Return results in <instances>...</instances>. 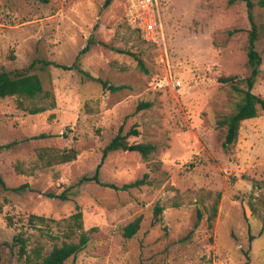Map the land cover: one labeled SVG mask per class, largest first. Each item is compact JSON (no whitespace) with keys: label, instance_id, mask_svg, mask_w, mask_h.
Wrapping results in <instances>:
<instances>
[{"label":"rangeland","instance_id":"obj_1","mask_svg":"<svg viewBox=\"0 0 264 264\" xmlns=\"http://www.w3.org/2000/svg\"><path fill=\"white\" fill-rule=\"evenodd\" d=\"M257 1L261 63L252 92L264 99V6ZM160 3L172 72L181 81L176 90L151 84L158 51L125 22V0H0V70L37 73L49 92L0 97L4 263L25 264L17 235L28 255L44 256L85 233L86 246L64 264H264V109L241 121L227 147L226 128L217 123L240 98L221 79L250 72L245 3ZM86 45L80 70L30 66L34 59L70 65ZM140 102L150 106L138 109ZM34 106L46 109L30 113ZM120 127L137 134L126 137L127 149L105 156L98 178L118 187L143 182L126 190L79 182L94 173ZM138 143L155 149L143 157L133 148ZM69 149L76 158L57 162ZM63 191L67 199L47 196ZM156 205L160 220L152 224ZM137 216L138 231L124 238Z\"/></svg>","mask_w":264,"mask_h":264},{"label":"trees","instance_id":"obj_2","mask_svg":"<svg viewBox=\"0 0 264 264\" xmlns=\"http://www.w3.org/2000/svg\"><path fill=\"white\" fill-rule=\"evenodd\" d=\"M112 0H104V5L107 6L111 3ZM245 3L247 9V17L250 22V29L248 31L247 36V64L250 68V72L248 75L243 77L242 79H237L235 76H227L223 77L221 80L223 82H231L232 88L236 91L240 98L234 104L233 110L223 115L218 121V125L225 126L226 131L224 135V140L222 145L227 147L230 145L236 138L237 132L239 129V125L241 121L253 118L257 115L258 108L264 109V99L252 92V88L254 86L256 77L258 76L260 69L259 65L261 63V56L256 49V41L259 38V30L258 25L254 19L253 8L255 3L253 0H240ZM259 6H264V0H259L257 3ZM88 49V45L82 48L77 55L75 61L70 65L60 64L47 59H34L30 66L33 67L38 65L40 68H46L50 65H53L58 68L70 70V69H79V56L84 53ZM133 56H136L134 53H130ZM138 65L144 71H148V69L144 66L142 60L139 57H136ZM244 82L245 87H239L235 85V82ZM236 82V83H237ZM17 96L26 99H34L37 97L47 98L49 96L48 90H46L43 86L41 78L37 73L29 72L27 70H15L9 71L5 69L0 70V97H11ZM51 105L53 101L51 100ZM150 106L149 102H140L137 108L148 107ZM46 109V106H34L29 108L30 113L41 112ZM137 134V130L129 129L126 133L122 134V127H120L117 133L110 139V141L103 147L102 149V160L96 166L95 171L90 176H82L79 179V182L85 181H94L96 183L106 185L108 187H112L114 189H122L126 190L130 187L138 186L143 182V179H137L133 182L125 183L120 187L112 184V183H102L99 178V168L105 156L112 151H116L119 149H127L128 144L126 142V137L128 135ZM40 136H44L41 134ZM143 157H147L154 149L155 145L152 143H138L134 145V147ZM76 151L74 149H69L68 151L62 152L58 155L57 162L64 163L69 162L76 158ZM42 157V154H39ZM49 162V161H48ZM0 182L2 183V179L0 177ZM49 197H56L59 199H67L66 193L63 191L59 194L55 193H47ZM77 212L74 213V218L78 220L81 218V211L79 207L76 206ZM161 207L156 205L154 208V214L152 219V224H155L160 220ZM30 220L33 218H38L39 220H43L44 217H37L34 215H30ZM141 217L137 216L132 221H130L123 228V237L131 238L139 229ZM263 223H264V215H263ZM253 237L249 235V239L251 240ZM19 245V254L24 255V263L25 264H64L69 259H74L86 246L88 242V237L85 233L80 235V238L77 242H63L61 245H55L52 249L44 256H40V250H34V256L28 255L25 250V241L20 236L17 235L14 237ZM246 259H249L248 254L246 253ZM247 262V261H246ZM246 262L244 264H246ZM0 264H6L3 262L1 253H0Z\"/></svg>","mask_w":264,"mask_h":264},{"label":"built area","instance_id":"obj_3","mask_svg":"<svg viewBox=\"0 0 264 264\" xmlns=\"http://www.w3.org/2000/svg\"><path fill=\"white\" fill-rule=\"evenodd\" d=\"M160 4V0H125V22L158 51L157 72L151 79L153 87L176 90L181 81L172 72Z\"/></svg>","mask_w":264,"mask_h":264},{"label":"water","instance_id":"obj_4","mask_svg":"<svg viewBox=\"0 0 264 264\" xmlns=\"http://www.w3.org/2000/svg\"><path fill=\"white\" fill-rule=\"evenodd\" d=\"M130 148H132V147H130Z\"/></svg>","mask_w":264,"mask_h":264}]
</instances>
